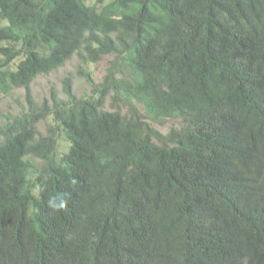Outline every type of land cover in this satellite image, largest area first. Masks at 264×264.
<instances>
[{
    "label": "trees",
    "instance_id": "16d2710c",
    "mask_svg": "<svg viewBox=\"0 0 264 264\" xmlns=\"http://www.w3.org/2000/svg\"><path fill=\"white\" fill-rule=\"evenodd\" d=\"M74 56L90 94L67 77L37 102ZM17 88L0 264H264V0H0V99Z\"/></svg>",
    "mask_w": 264,
    "mask_h": 264
},
{
    "label": "rangeland",
    "instance_id": "374dc122",
    "mask_svg": "<svg viewBox=\"0 0 264 264\" xmlns=\"http://www.w3.org/2000/svg\"><path fill=\"white\" fill-rule=\"evenodd\" d=\"M110 0H104L105 3ZM87 4L94 3V0H86ZM110 56L104 57L96 64L88 65L87 68L95 77V82L98 83L105 73V69L108 66ZM79 61L76 56L68 60L63 66L52 71L47 75H40L31 84L32 94L37 102H42L44 98L48 97L52 90L56 91L59 96L65 98L63 93V80L67 77L71 78V84L73 86L74 94L79 96H87L90 94L92 87L85 82L84 79L77 76V68ZM24 91L22 88L15 89L8 96L0 99V121L2 115H7L15 112H19L24 109ZM112 107L110 100H107L106 108ZM153 127L159 130L161 133L166 134L172 128L179 127V122L176 119L167 118L161 121L151 122ZM46 128V122H41L38 125V129L44 132ZM62 150L66 149V143L61 142Z\"/></svg>",
    "mask_w": 264,
    "mask_h": 264
}]
</instances>
